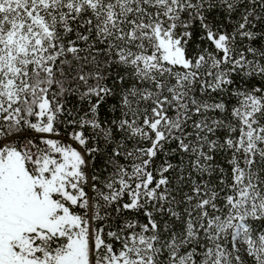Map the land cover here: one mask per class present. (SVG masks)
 <instances>
[{"label": "snow or ice", "instance_id": "obj_1", "mask_svg": "<svg viewBox=\"0 0 264 264\" xmlns=\"http://www.w3.org/2000/svg\"><path fill=\"white\" fill-rule=\"evenodd\" d=\"M0 264H264V0H0Z\"/></svg>", "mask_w": 264, "mask_h": 264}]
</instances>
